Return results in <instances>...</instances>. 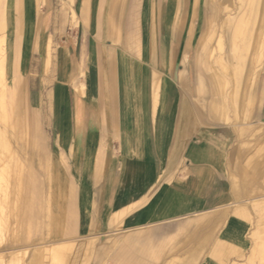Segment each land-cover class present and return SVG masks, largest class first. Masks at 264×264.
Masks as SVG:
<instances>
[{
	"label": "crops",
	"instance_id": "crops-1",
	"mask_svg": "<svg viewBox=\"0 0 264 264\" xmlns=\"http://www.w3.org/2000/svg\"><path fill=\"white\" fill-rule=\"evenodd\" d=\"M51 1L9 0L10 13L0 0L4 46L10 24L15 41L9 63L5 53L0 122L7 126V98L21 91L18 79L5 83L6 70L14 78L19 70L28 112L51 111L52 185L67 190V232H124L118 264L162 262L190 243L193 255L179 264H245L264 236V159L248 163L238 136L257 116L264 72L256 76L244 55L243 72L237 59L221 71L212 51L220 41L229 56V29L218 19L207 31L208 0H56L47 36ZM78 80L83 96L73 90ZM32 116L38 122L40 111L30 127ZM209 121L233 123L238 135ZM36 138L29 144L38 152ZM38 190L30 172L28 205Z\"/></svg>",
	"mask_w": 264,
	"mask_h": 264
},
{
	"label": "rangeland",
	"instance_id": "rangeland-1",
	"mask_svg": "<svg viewBox=\"0 0 264 264\" xmlns=\"http://www.w3.org/2000/svg\"><path fill=\"white\" fill-rule=\"evenodd\" d=\"M6 1L7 0H5L6 7L4 6L5 11H7L9 0L8 2ZM59 3L60 1L56 0H52L49 3L51 13H49L50 18L47 20V24H50V27L47 28V36L51 35L54 31V17L57 13L53 11L59 7ZM43 4H46V0H44ZM8 8V11L11 13L13 3L9 2ZM13 38L14 29L10 24L6 37L8 44L6 42L7 46L6 44L4 46L3 43L8 63L9 60H12V51L10 47L15 42L12 43ZM10 41L11 43L9 44ZM261 48L262 47L259 48L260 50H256L257 52L255 51V56H252V54L249 56L255 68L256 76L264 72V49ZM194 63L193 60V64ZM50 66L47 71L45 70L44 79L46 80L43 79V81H46L45 87L48 89H50L51 85L49 82ZM214 67L213 65L212 68ZM36 71L35 66V74L30 77L32 81H37ZM253 78L258 80L255 76H253ZM17 79L21 83L20 95L15 98L14 102L7 98L6 103L9 122L7 126H4L0 122V160L2 162L5 160L4 163L8 169L7 170L4 166L6 171L4 168L0 170V177H2V183L0 182V264H8V258L12 255L16 258V264H51L49 257L43 254L44 251L52 247L55 243H62L64 241H69L73 249L66 255L65 261L61 262V264H118L117 254L120 249H122L121 242L123 239L121 238L126 236L124 232H89V234L84 235H78L73 231L67 232V190L63 189L58 193V190H55V185H52L54 183L52 180L55 179L54 176L56 177V174L53 157L51 111L49 107L45 110H38L31 106L28 112L29 103L26 94L27 83L24 81L28 78H21L19 76V70L17 76L14 78L13 72H10L8 69L6 70L5 83L7 85L13 84ZM22 86H25L24 92H22ZM45 98V102L49 105L50 95L48 92L45 93ZM258 107L256 111L257 116L249 120V122H247L248 124L245 121V125L243 124L245 132L238 136L247 147L245 160L250 164L254 163L256 165H260L264 159V96L262 101L258 104ZM39 111V121L33 120L32 116L30 127L29 122L31 113H35L36 116H38ZM208 124L234 130L232 126L233 123L225 124L223 122L217 123L209 121ZM234 132H236V130H234ZM35 134L36 136H34ZM37 135L38 138H36ZM30 138H36V147L41 151L36 152L35 148L29 144ZM42 158L43 160L40 161ZM45 158H49L48 169L46 164L45 166L43 164V161H46ZM30 172L40 186V194L39 200H36L34 205H30L31 209L29 214L28 184ZM34 191L36 192L37 189ZM258 196L259 194L256 192L254 197L256 198ZM256 224L255 222V228H257ZM262 234L264 235V232H262ZM178 248H181V245ZM263 249L264 236L254 242L245 264H264ZM192 251L193 243H190L187 244L185 249L177 252L174 258H171L173 254L171 251L164 257L162 262L159 259H151L148 257L143 260V264H165V262H168V260L170 261V259L175 264H179L177 261H185L190 258L193 255ZM125 259L127 258L125 257Z\"/></svg>",
	"mask_w": 264,
	"mask_h": 264
},
{
	"label": "bare ground",
	"instance_id": "bare-ground-1",
	"mask_svg": "<svg viewBox=\"0 0 264 264\" xmlns=\"http://www.w3.org/2000/svg\"><path fill=\"white\" fill-rule=\"evenodd\" d=\"M208 4H209L208 5L209 7L207 9V12H208V14H207V21H208V23H207V31L210 30V26L213 25L214 21L218 20V19H220L222 21V23L230 30V31L227 30L226 33L224 34V35H226V37L228 39H230L229 41H230L231 46H230V51L228 52L229 56L228 57L225 56V53H227V51L226 50H225L226 52L224 51L222 43L220 41H218L217 45L215 47V50L212 51V57H213L214 53H217V57H216L217 59H216L215 62L219 66L221 71H223V73H226L229 70V68H231L230 67V65H231L230 63H232L234 61V59L238 60V68H237V70L243 72V67H242V63H241L243 61V60H241L242 56L243 55L244 56H250L251 54H252V56H255V54L257 52L256 50H260L259 49L260 47H262L264 49V0H208ZM74 18L75 17L73 15V19ZM1 22L2 21L0 19V104H2V101H3V93L2 92H3V80H4V69H5V50H4V47H3L4 36L2 35V30L3 29H2ZM220 30H221V28H220ZM205 39H206L207 43L209 44L211 39L209 38L207 33H206V38ZM262 39H263V41H262ZM226 47H227V45H226ZM228 48H229V46H228ZM49 49H51V48H49V46H47V53H46L47 57H49V52H50ZM207 51L208 50H206V54H207ZM243 51H244V53H243ZM249 59H250V57H249ZM229 61H230V63H229ZM256 62H258V61H256ZM47 63H48V61H47ZM249 63H250V61H249ZM211 65H212V63H211ZM45 67H47V66H45ZM253 71H255L254 67H253ZM233 77H234V74L231 75V79ZM180 79H181V77H180ZM80 80H78L77 82L74 83L73 90L75 91V93L78 96H83L85 87H84V84L82 83V81H80ZM229 84H230V82H229ZM201 87H202V83L199 82L198 88L201 89ZM202 96L203 95H201V97ZM237 96H238V98H236V95L233 94L232 98L231 97L230 98L231 99L240 100L239 97L241 96V89H240V92L238 93ZM248 97H249V95H248ZM256 103H257V101H256ZM236 117L238 118V115ZM0 120H2V121L4 120V117H3L2 114H0ZM33 120H34V117H33ZM32 131H33V128H32ZM34 136H36V134ZM4 161L2 162L0 160V162H1L0 163V170H3V168L5 166ZM5 168H6V166H5ZM5 168H4V170L6 171L7 168L6 169ZM1 179H2V177H0V182L2 183ZM4 181H5V179H4ZM4 184H5V182H4ZM39 194H40V190H38V192H37L35 201L39 200ZM32 197H34V196L31 195L30 198L32 199ZM30 209H31V207H30V205H28L29 214H30ZM115 218H116V216H115ZM117 221H118V219H117ZM111 222H113V221H111ZM115 225H116V223H115ZM113 226H114V224H113ZM72 241H74V240H72ZM87 245H89V244H87ZM89 246H91V245H89ZM72 249H73V247L71 246L69 241H64L62 243L61 242L55 243L54 245H52V247H49L48 249H46L44 251V253L43 252H41V253H43L44 255L49 257V260H50L51 264H55V263H60L61 264V262L65 261L66 255ZM15 254H17V253H15ZM21 260H22V258H21ZM15 261H16V258H14L13 255L8 258V264H14V263L16 264Z\"/></svg>",
	"mask_w": 264,
	"mask_h": 264
}]
</instances>
